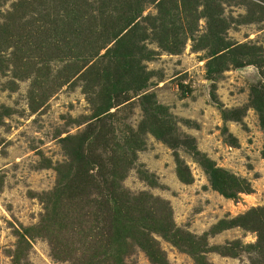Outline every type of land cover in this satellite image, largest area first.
Instances as JSON below:
<instances>
[{
    "label": "rangeland",
    "instance_id": "rangeland-1",
    "mask_svg": "<svg viewBox=\"0 0 264 264\" xmlns=\"http://www.w3.org/2000/svg\"><path fill=\"white\" fill-rule=\"evenodd\" d=\"M0 264H264V0H0Z\"/></svg>",
    "mask_w": 264,
    "mask_h": 264
}]
</instances>
